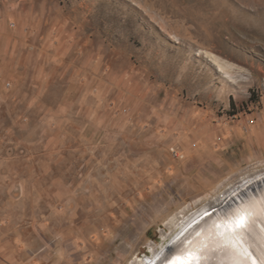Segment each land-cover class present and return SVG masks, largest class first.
I'll list each match as a JSON object with an SVG mask.
<instances>
[{
    "label": "rangeland",
    "instance_id": "1",
    "mask_svg": "<svg viewBox=\"0 0 264 264\" xmlns=\"http://www.w3.org/2000/svg\"><path fill=\"white\" fill-rule=\"evenodd\" d=\"M263 169L264 0H0V264H132Z\"/></svg>",
    "mask_w": 264,
    "mask_h": 264
},
{
    "label": "water",
    "instance_id": "2",
    "mask_svg": "<svg viewBox=\"0 0 264 264\" xmlns=\"http://www.w3.org/2000/svg\"><path fill=\"white\" fill-rule=\"evenodd\" d=\"M262 195H264V174L247 180L233 188L230 195L227 196L222 204L203 212L196 220L189 223L186 229L179 230L178 233L158 251L157 255L154 256V262L152 264H157L159 254L162 251L171 250L174 243L190 253V250L193 251V241L200 237L203 230L206 228L211 230L209 236L222 238V233L230 226V221L227 217L230 214L236 213L238 210L241 214H243V210H247L251 219L255 221L250 231L245 234L243 247L259 256L264 252V213H262V204L257 206L255 212L249 208L247 203L254 201ZM239 243H241L239 240L233 242L234 245ZM222 247H224V244ZM218 249L220 250V247ZM214 250L215 254L210 255L213 259L209 264H216L218 262V259H216V248H214L213 251ZM249 264H251V261H249Z\"/></svg>",
    "mask_w": 264,
    "mask_h": 264
},
{
    "label": "bare ground",
    "instance_id": "3",
    "mask_svg": "<svg viewBox=\"0 0 264 264\" xmlns=\"http://www.w3.org/2000/svg\"><path fill=\"white\" fill-rule=\"evenodd\" d=\"M206 56H207L208 60L211 61L216 66L217 70H219V71L223 72V74H225L227 81H235L237 79V77L235 79V76H234L233 72L231 71V68H232L231 63H229L227 61H223V60L219 59L216 55L209 53V52H206ZM262 174H264V169L256 172L251 177L255 178V177L262 175ZM230 192L231 191H226V193L218 195L215 198H212V197L207 195L208 197H206L205 200H208V201L207 202L205 201L206 203L194 212V214L197 212L195 214L196 217L192 218L194 216L192 213L186 216L185 215L186 211H180L182 213V216L180 217L179 215H175L174 217H172L170 219L169 223L174 224L173 227H175V225L179 226L180 227L179 230L186 229L187 225L189 224V223L187 224V222L189 220L193 219L190 222V223H192L200 215H202L203 212L211 209L214 206H218V205L222 204L226 200L227 196L230 195ZM262 201H264V195L260 196L259 198L255 199L254 201H251L250 203H247V205L249 206V208L251 210L255 211L257 206L259 204H262ZM202 210H204V211H202ZM198 213H199V215H197ZM178 214H180V213H178ZM166 222L168 223V221H166ZM210 232H211V230L207 229V228L203 230L201 236L193 241V245H194L192 247L193 251L190 250V253L193 255L203 254L202 255L203 264H209L211 262V260L213 259V257H211L210 255L215 254V250L213 251V249L216 248V252H217L216 253V259H218V262L216 264H236V258L234 256H232L228 251L223 250L224 249V247H222V245L224 244L223 239L217 238L215 236H209ZM219 247H220V250L218 249ZM221 247H222V250H221ZM158 251H159L158 249L156 251H154L153 256H151V257L149 255H144L142 257L136 256L135 259L132 261V264H152L154 262L153 258L155 255H157ZM184 258L186 259L187 255Z\"/></svg>",
    "mask_w": 264,
    "mask_h": 264
},
{
    "label": "snow or ice",
    "instance_id": "4",
    "mask_svg": "<svg viewBox=\"0 0 264 264\" xmlns=\"http://www.w3.org/2000/svg\"><path fill=\"white\" fill-rule=\"evenodd\" d=\"M262 213H264V201H262ZM227 219L230 226L222 233L224 241V249L236 258V264H264V252L259 256L243 247L245 234L251 229L255 222L251 219L247 210H243V214L238 210L236 213L230 214ZM239 240L241 243L233 244ZM187 255V258L184 257ZM202 255H193L188 253L186 249L180 248L174 243L173 248L168 251H162L159 254L157 264H203Z\"/></svg>",
    "mask_w": 264,
    "mask_h": 264
}]
</instances>
